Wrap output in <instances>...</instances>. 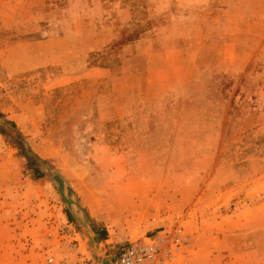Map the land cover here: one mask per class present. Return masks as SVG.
Here are the masks:
<instances>
[{
  "label": "rangeland",
  "instance_id": "obj_1",
  "mask_svg": "<svg viewBox=\"0 0 264 264\" xmlns=\"http://www.w3.org/2000/svg\"><path fill=\"white\" fill-rule=\"evenodd\" d=\"M188 2L0 0V123L22 135H0V264H59L80 253L79 237L97 256L106 245L95 210L115 249L181 227L185 245L164 264H264V0L199 8V44L147 78L151 91L144 81L127 97L139 107L119 121H98L95 93L107 80L47 84L80 66L68 57L75 22L88 45L106 46L81 66L117 72L127 58L145 66L123 56L132 35L166 43L184 30L167 28Z\"/></svg>",
  "mask_w": 264,
  "mask_h": 264
},
{
  "label": "crops",
  "instance_id": "obj_2",
  "mask_svg": "<svg viewBox=\"0 0 264 264\" xmlns=\"http://www.w3.org/2000/svg\"><path fill=\"white\" fill-rule=\"evenodd\" d=\"M208 3H210V0H189L188 4H186L185 6L179 4L178 7L180 11H178V15L174 17L172 24L167 28V30L168 33H171L176 32V30L178 31L181 26H186V28H183L184 30L180 31L178 35L173 34L172 36L168 37L166 43H160L159 39L154 38L153 35L149 37H142L134 41L133 43L122 46L121 50L124 57L133 55L136 58H139L140 63L145 62V66L143 67V65L140 64L141 66L139 67L133 60H129L127 58L126 60L124 59L122 61V65L114 68V70L117 72H114L112 70V67L105 64H95L89 68L83 65L81 66V62L86 61L88 53L97 51L101 52L106 46L102 45L100 46L101 48H98V46L96 45L98 42H93L88 45V39L86 35L81 34L82 24H78L77 22H75L74 24L76 26V30L72 34H74L76 42L72 45V49L71 51H69L70 54L68 55V57H76L74 61L77 62L76 64H80V66L77 68V70L72 69L71 67V69H66V67L64 68L63 66L59 73L53 75L50 79H48L47 84H50L53 88H58L81 80H86L93 85H96L99 81L107 80L109 82L108 86H106V88L104 89L98 88L95 93V101L97 100L98 103H100L97 105L99 107L98 121L102 123L116 122L121 120L122 117H125L127 114L122 113V110L124 109L123 112H128L135 106L133 105L132 101L129 102V98L127 97L140 95L143 90L142 88L144 81L145 83H147L146 91H151L152 88L149 83V79L147 78H150L151 82H153V79L155 77L164 73L163 68L168 66L169 68L177 67V65H180L181 60L183 61V51L187 49L190 50L191 53L195 48V44H199V40L197 37L198 33L200 32L198 23L199 8L202 7L201 10L205 9L204 6H207ZM128 24L129 21L126 20V17H123L121 20L120 28L122 29L123 26H126ZM115 38L116 35L112 39ZM183 39H185L187 43L185 49H181L177 45H173L178 42L180 43ZM107 43H110V40L107 41ZM166 44H170L171 46L166 47ZM63 57L66 58L67 55H64ZM34 59L36 60V62H38V60H40V57L37 56ZM20 63L22 65V60H20ZM45 65L60 66L61 62H56L55 60L47 63L46 61H43L41 64L31 63V65L29 66L28 64H26L24 68L22 67V72L33 70ZM136 99H139L142 103L141 97H136ZM133 100H135V98ZM110 101L112 107H110L111 112H108L104 108L106 107L105 104ZM138 107L139 105L134 108ZM134 117H136V119L138 120L139 117L144 118L142 113H140L138 116H136L135 114ZM91 209L92 208L90 207V210ZM90 217L95 224L100 223L105 229V233H101L104 237L102 242L99 243L98 247L101 248L103 245H106L108 249L115 250V246L109 242H116L118 240V237L116 239L110 235L106 223V217L96 210L94 211V213L91 212ZM79 240L80 241L78 246L80 253L84 255L94 256V254L92 253V249H89L87 244H85L87 241L86 238L83 239L79 237ZM99 253H97L96 255H98ZM102 264H104V262ZM161 264L164 263L162 262Z\"/></svg>",
  "mask_w": 264,
  "mask_h": 264
},
{
  "label": "built area",
  "instance_id": "obj_3",
  "mask_svg": "<svg viewBox=\"0 0 264 264\" xmlns=\"http://www.w3.org/2000/svg\"><path fill=\"white\" fill-rule=\"evenodd\" d=\"M163 233L146 237L144 240L128 242L119 249L114 248L115 250L103 247L96 257L77 253V249L74 247V251L68 253V258L59 264H102L103 262L109 264H161L165 259L172 258L185 245L181 227H176L172 232ZM71 256H74L75 259L71 260ZM46 263L54 264V260L50 257Z\"/></svg>",
  "mask_w": 264,
  "mask_h": 264
},
{
  "label": "trees",
  "instance_id": "obj_4",
  "mask_svg": "<svg viewBox=\"0 0 264 264\" xmlns=\"http://www.w3.org/2000/svg\"><path fill=\"white\" fill-rule=\"evenodd\" d=\"M134 35H132L131 36V38L130 39H128L126 42H130V43H133L134 41H136V40H138V39H140V38H142V36H135V37H133ZM132 37H133V39H132ZM129 43V44H130ZM127 45V44H126ZM2 116L0 115V118H1ZM9 128L10 130H12V131H14V137L15 138H18L19 140L20 139H22V135L18 132V130H17V128H16V125L14 124V122H11V121H6V122H2V123H0V135H2V136H6V128ZM28 163L30 164V165H34L35 166V162L34 161H32V160H28ZM36 173H38L37 172V170H34ZM39 176H38V178L39 177H41L42 175L41 174H38Z\"/></svg>",
  "mask_w": 264,
  "mask_h": 264
},
{
  "label": "water",
  "instance_id": "obj_5",
  "mask_svg": "<svg viewBox=\"0 0 264 264\" xmlns=\"http://www.w3.org/2000/svg\"><path fill=\"white\" fill-rule=\"evenodd\" d=\"M104 264H109L108 262H104Z\"/></svg>",
  "mask_w": 264,
  "mask_h": 264
}]
</instances>
